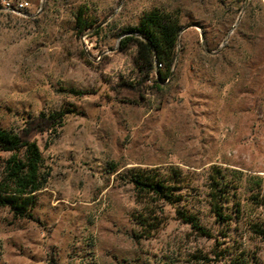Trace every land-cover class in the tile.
Listing matches in <instances>:
<instances>
[{"label": "rangeland", "instance_id": "obj_1", "mask_svg": "<svg viewBox=\"0 0 264 264\" xmlns=\"http://www.w3.org/2000/svg\"><path fill=\"white\" fill-rule=\"evenodd\" d=\"M154 8L183 30L171 80L138 87L121 40ZM80 9L110 51L100 61L83 53ZM61 113L59 128H29L48 181L32 219L0 208V264H264V0H0V128ZM138 172L179 201L138 195Z\"/></svg>", "mask_w": 264, "mask_h": 264}, {"label": "trees", "instance_id": "obj_2", "mask_svg": "<svg viewBox=\"0 0 264 264\" xmlns=\"http://www.w3.org/2000/svg\"><path fill=\"white\" fill-rule=\"evenodd\" d=\"M75 29L80 35L91 31L94 36L100 33L99 25L92 19L87 10H78L75 18ZM183 26L176 12L154 8L143 14L138 26L125 30L126 36L121 40V48L130 45L137 47V66L140 80L137 86L147 81L160 87L169 82L174 74L177 59V47ZM84 53V52H83ZM153 76L152 80L150 77ZM133 84H131L132 86ZM72 93H78L72 90ZM81 94V93H80ZM64 114H44L27 123L22 133H13L0 128V163L4 171L0 174V208L9 207L18 217L32 219L31 210L36 206L37 195L47 184V174L42 171L43 157L37 143L30 139L31 128L36 125L38 132H47L59 128L63 124ZM2 154H10L4 160ZM138 195L152 196L156 201L166 204L178 202L176 188L165 184L159 179L151 180L147 175L138 172L132 178ZM210 209L216 220L227 222L230 217L224 213L223 198L217 188L210 191ZM178 215L184 223L190 225L199 235L212 238V234L201 226L199 219L188 212L178 210ZM237 264H246L239 262Z\"/></svg>", "mask_w": 264, "mask_h": 264}, {"label": "built area", "instance_id": "obj_3", "mask_svg": "<svg viewBox=\"0 0 264 264\" xmlns=\"http://www.w3.org/2000/svg\"><path fill=\"white\" fill-rule=\"evenodd\" d=\"M28 6L29 4L27 2H20L17 4L10 1L4 2V9L12 12L23 11L27 9ZM80 41L84 54L96 61H100L104 55L110 53L109 50H98V45L100 44L96 36H94L91 31H87L84 34L80 35Z\"/></svg>", "mask_w": 264, "mask_h": 264}, {"label": "water", "instance_id": "obj_4", "mask_svg": "<svg viewBox=\"0 0 264 264\" xmlns=\"http://www.w3.org/2000/svg\"><path fill=\"white\" fill-rule=\"evenodd\" d=\"M202 40H204V37L202 36Z\"/></svg>", "mask_w": 264, "mask_h": 264}]
</instances>
